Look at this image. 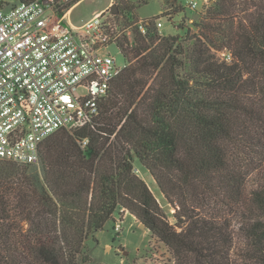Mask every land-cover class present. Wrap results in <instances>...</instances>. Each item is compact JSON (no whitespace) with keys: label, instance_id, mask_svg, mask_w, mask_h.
I'll list each match as a JSON object with an SVG mask.
<instances>
[{"label":"trees","instance_id":"trees-1","mask_svg":"<svg viewBox=\"0 0 264 264\" xmlns=\"http://www.w3.org/2000/svg\"><path fill=\"white\" fill-rule=\"evenodd\" d=\"M195 28L135 31L93 124L50 136L36 165L0 161V264H85L118 210L175 264H264V0H211Z\"/></svg>","mask_w":264,"mask_h":264},{"label":"built area","instance_id":"built-area-1","mask_svg":"<svg viewBox=\"0 0 264 264\" xmlns=\"http://www.w3.org/2000/svg\"><path fill=\"white\" fill-rule=\"evenodd\" d=\"M60 5V0L0 1V161L38 164L50 136L93 124L127 67L121 44L132 43L135 31L146 35L149 27L164 26L159 17L123 28L104 13L74 25L68 13L60 15ZM186 7L195 11L199 3L187 0ZM87 144L81 142L83 148Z\"/></svg>","mask_w":264,"mask_h":264},{"label":"rangeland","instance_id":"rangeland-1","mask_svg":"<svg viewBox=\"0 0 264 264\" xmlns=\"http://www.w3.org/2000/svg\"><path fill=\"white\" fill-rule=\"evenodd\" d=\"M0 1L9 4L19 3V0ZM137 1L130 0L134 9L125 8V10L117 0H80L66 12L67 21L79 25L97 14L104 13L110 20H116L121 27L134 28L142 19L162 17L164 26L158 31L161 36L185 38L189 32L194 34L197 31L195 24L200 14L211 4V0H208L210 1L208 5L206 0H195L199 3V8L193 11L186 7L187 0H147L148 3L140 8L136 5ZM60 2L65 3L64 0ZM114 7L117 8L115 13L112 11ZM176 10H182V13H176ZM226 54H228L226 51L220 52L218 57L230 62ZM119 59L124 61L122 58ZM125 63L127 64L126 60ZM134 168L136 174L146 182L158 200L169 221L174 223L175 210L160 193L152 176L138 161L135 162ZM118 221L121 222L119 231L115 227ZM140 225L135 216L127 211L118 210L114 222H108L103 230L87 241L86 255L89 257V262L85 264H175L169 249ZM107 245L110 246L105 250Z\"/></svg>","mask_w":264,"mask_h":264},{"label":"water","instance_id":"water-1","mask_svg":"<svg viewBox=\"0 0 264 264\" xmlns=\"http://www.w3.org/2000/svg\"><path fill=\"white\" fill-rule=\"evenodd\" d=\"M112 11H113L114 13L117 12V8L114 7ZM140 227H141L142 229H146L145 225H143V224H141Z\"/></svg>","mask_w":264,"mask_h":264},{"label":"crops","instance_id":"crops-1","mask_svg":"<svg viewBox=\"0 0 264 264\" xmlns=\"http://www.w3.org/2000/svg\"><path fill=\"white\" fill-rule=\"evenodd\" d=\"M110 245H107L106 247H105V250L109 247Z\"/></svg>","mask_w":264,"mask_h":264}]
</instances>
